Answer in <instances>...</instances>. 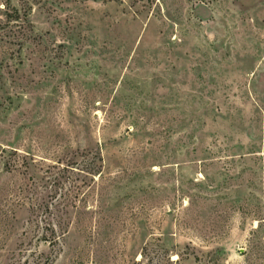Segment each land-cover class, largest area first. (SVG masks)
Here are the masks:
<instances>
[{
    "label": "rangeland",
    "instance_id": "374dc122",
    "mask_svg": "<svg viewBox=\"0 0 264 264\" xmlns=\"http://www.w3.org/2000/svg\"><path fill=\"white\" fill-rule=\"evenodd\" d=\"M0 264H264V0H0Z\"/></svg>",
    "mask_w": 264,
    "mask_h": 264
}]
</instances>
